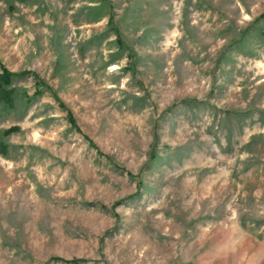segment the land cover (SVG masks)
I'll use <instances>...</instances> for the list:
<instances>
[{"label": "rangeland", "instance_id": "374dc122", "mask_svg": "<svg viewBox=\"0 0 264 264\" xmlns=\"http://www.w3.org/2000/svg\"><path fill=\"white\" fill-rule=\"evenodd\" d=\"M2 68L0 264H264V0H0Z\"/></svg>", "mask_w": 264, "mask_h": 264}, {"label": "trees", "instance_id": "16d2710c", "mask_svg": "<svg viewBox=\"0 0 264 264\" xmlns=\"http://www.w3.org/2000/svg\"><path fill=\"white\" fill-rule=\"evenodd\" d=\"M1 70H2V72L0 73V102H4L6 104H11V102H12L11 90L7 88V85L11 81L12 73L9 72L5 68H2ZM20 74H24V73H20ZM14 129H15V127H10L5 132L9 133Z\"/></svg>", "mask_w": 264, "mask_h": 264}]
</instances>
